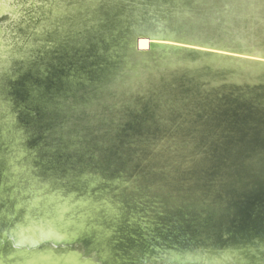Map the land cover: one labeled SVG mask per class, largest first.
<instances>
[{
	"label": "water",
	"instance_id": "95a60500",
	"mask_svg": "<svg viewBox=\"0 0 264 264\" xmlns=\"http://www.w3.org/2000/svg\"><path fill=\"white\" fill-rule=\"evenodd\" d=\"M0 264H264V0H0Z\"/></svg>",
	"mask_w": 264,
	"mask_h": 264
}]
</instances>
